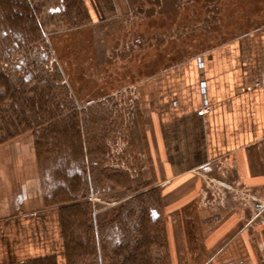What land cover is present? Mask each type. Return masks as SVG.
<instances>
[{
  "label": "crops",
  "instance_id": "crops-1",
  "mask_svg": "<svg viewBox=\"0 0 264 264\" xmlns=\"http://www.w3.org/2000/svg\"><path fill=\"white\" fill-rule=\"evenodd\" d=\"M134 89L135 148L154 174L170 264H264L253 208L264 201V25ZM49 165L30 134L0 143V264H69L65 207L79 202H64Z\"/></svg>",
  "mask_w": 264,
  "mask_h": 264
},
{
  "label": "rangeland",
  "instance_id": "rangeland-1",
  "mask_svg": "<svg viewBox=\"0 0 264 264\" xmlns=\"http://www.w3.org/2000/svg\"><path fill=\"white\" fill-rule=\"evenodd\" d=\"M263 25L264 0H0V73L28 99L36 100L37 83L58 96V122L66 133L56 141L49 135L48 145L38 149L40 134L26 133L34 137L38 156L49 160L52 181L64 182V202L88 204L91 241L76 264H113L117 247L106 239L111 229L125 225L135 196L145 194L153 206L159 199L149 191L154 174L135 148V82ZM31 75L29 85L25 77ZM20 108L9 98L0 102V128L12 121L23 130ZM71 121L79 126L76 136ZM6 136L0 132V139ZM127 176L132 189L122 186ZM137 186L146 189L136 194ZM156 227L165 243L163 228ZM164 243L151 251L156 264H170ZM184 264L201 263L188 258Z\"/></svg>",
  "mask_w": 264,
  "mask_h": 264
},
{
  "label": "trees",
  "instance_id": "trees-1",
  "mask_svg": "<svg viewBox=\"0 0 264 264\" xmlns=\"http://www.w3.org/2000/svg\"><path fill=\"white\" fill-rule=\"evenodd\" d=\"M25 78H27V83L30 85V83L34 80L35 77L31 75L26 76ZM36 79L38 82L41 83L45 81L44 78L40 77H36ZM37 86H40L42 88L38 89L39 87ZM37 86L32 90L35 94L36 100H31L30 98L28 99L25 96V92L19 93L15 89H13V86L10 84L9 80L5 77V75L0 73V88H4L5 90L4 94L0 95V102H4L6 99L9 98L14 105L17 103L22 104L23 108H20V111H18L20 121L19 124H25L24 129L19 130L17 124L15 126L14 122L9 121V123L0 128V132H4V134L7 135L6 137L0 139V143H3L8 139L17 137L21 133L33 132V134H40L37 140H35L36 147L38 149L44 144H47L51 141L49 135H53V141H56L58 136H61L66 133V131H60L62 126H60L58 122L60 116L58 115L57 110L59 109L58 103L55 102V99L58 96H52V91L49 89V86H44L40 83H37ZM48 95H51L52 98L46 100ZM27 107L31 109V116L29 117L26 115ZM50 107L54 108L57 114L53 110H51ZM28 119L31 120L28 121ZM71 122L72 123L70 124L69 130L72 131L74 136H76L79 134V132H77L79 126L77 125L76 121ZM75 176H77V172H75L72 177ZM131 183V180L127 176V178L124 180V183L122 181V186H127L128 189H132L133 187ZM139 188L140 186H137L134 188L135 190L133 189L136 194L139 191H142ZM145 197V194H141V196L137 195L134 197L132 207H130V209L125 212L127 215L124 218L125 225H116L114 229H111V233H113V236L111 237L109 235L106 238L107 241H109L113 247H117L115 250L112 251L111 254V262L113 264L157 263V260H155L154 257L152 258L151 251L157 246L160 247V245H162V243L164 242H161V240H159V238L157 237L158 232L156 227V211L153 204H151L152 202H149L150 200L152 201V199H146ZM87 205V202H82L78 203L75 207L69 205L65 207L66 215L64 225L65 238L67 242V253L69 255V264H76V260H78V258H81L83 255H86L85 251L88 249V243L91 241V227L89 225H86L89 220H87L88 218H85L88 215V210L86 209ZM79 213H81V215L83 216L82 218L84 220H79ZM140 213L143 216L142 219H140ZM79 231H84V233H79ZM104 249L106 250L105 246ZM108 256L109 255H107V257Z\"/></svg>",
  "mask_w": 264,
  "mask_h": 264
},
{
  "label": "built area",
  "instance_id": "built-area-1",
  "mask_svg": "<svg viewBox=\"0 0 264 264\" xmlns=\"http://www.w3.org/2000/svg\"><path fill=\"white\" fill-rule=\"evenodd\" d=\"M203 111H207V107L205 106L203 108ZM254 216H260L264 212V201L259 200V199H254Z\"/></svg>",
  "mask_w": 264,
  "mask_h": 264
}]
</instances>
